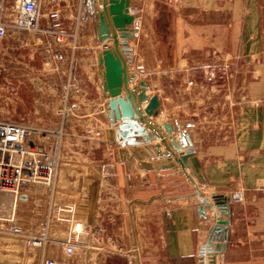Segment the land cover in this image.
<instances>
[{"label":"rangeland","instance_id":"rangeland-1","mask_svg":"<svg viewBox=\"0 0 264 264\" xmlns=\"http://www.w3.org/2000/svg\"><path fill=\"white\" fill-rule=\"evenodd\" d=\"M70 4L72 0H60L61 27L70 36L66 40L68 45L62 48L63 73L42 74L52 46L36 45L29 51L24 49L29 47L21 45L17 52L12 41L0 42V120L23 125L27 129L24 145L42 148L58 162L52 188L39 185L20 188L13 209L9 207L14 202L10 201L11 197L1 195L0 264L135 262V257L131 254L128 258L122 248L125 243L131 246L135 243L121 237L120 227L125 226L121 212L125 211V204L135 201L136 197H150L153 189L145 177L143 183L129 180L127 188L126 183L104 180L101 167L108 164L110 158L104 156V150L109 147L102 139L103 110L97 111L100 120H89L87 94H71L67 90L76 58L70 41L81 25ZM51 5L45 3L42 12L46 14ZM45 37L52 39L51 32ZM239 53L242 54L233 52L229 46L222 50L209 46L204 58L193 62L195 71L188 81L192 88L186 96V105L170 110L169 117L181 122L183 129L177 124L179 141L181 136H189L181 146L193 151L204 147L213 158L221 157L217 161L220 165L215 179H212L216 181L215 188L206 185L200 168H195L194 172L199 190L215 205V209L206 207L209 225L222 219L227 221L228 227L237 219L246 230L253 226L264 229L263 167L249 158L247 139L237 138L239 133L247 131L245 120H264V92L248 91L253 82L255 89L259 84L264 85V71L259 60L249 63L247 58L239 57ZM14 67L15 72H12ZM191 134L198 135L201 142L197 139L194 144ZM111 147L117 148V145L113 143ZM188 188L194 191V187ZM218 194L227 198L228 212L214 202L213 195ZM50 197L57 202L51 211L60 217L58 220L52 218V214L46 218ZM68 206L73 208V214L65 211ZM93 208L98 211L94 218ZM237 223L233 226L237 227ZM44 232L46 237L34 236ZM70 240L73 244H69ZM227 240L228 236L223 241L215 240L211 252L200 254V261L221 264L222 260L216 261V258L222 249L220 243ZM247 242L249 264H264V236L246 235Z\"/></svg>","mask_w":264,"mask_h":264},{"label":"crops","instance_id":"crops-1","mask_svg":"<svg viewBox=\"0 0 264 264\" xmlns=\"http://www.w3.org/2000/svg\"><path fill=\"white\" fill-rule=\"evenodd\" d=\"M15 1L0 0L1 15L4 18H11L15 14ZM88 1L72 0L70 4L81 24L78 29V47L74 51L76 54L74 70L72 68L70 73L71 94L80 92L87 94L91 110L89 120H100L97 111L103 110L105 121L102 139L109 147L104 150V156L110 158L109 163L101 167L105 182L120 181L121 184L126 183L127 188L129 180L135 179L143 183L145 177V181L153 189L150 197H136L135 201L125 204V211L121 212L122 224L125 222V226L120 227L121 237L127 241L133 240L135 246L125 243L122 248H125L128 258L131 254L135 257L134 264H201L200 250L207 241L210 225L206 207L204 214L200 210L201 202L195 194L192 181L183 174L174 160L175 156L180 157L181 153L185 152L186 147L181 146V150H178L170 146L173 154L170 157L171 161H168L166 157L157 156L156 149L153 148L155 144L160 143V139L153 138L147 143L138 136L137 140L141 143L137 147L143 150V160L153 165L152 170H146L139 167L137 159L130 151L131 146L126 144L121 147L117 136L113 140L110 138L109 130L115 129L118 122L113 123L109 102L116 97L102 88L103 67L98 63V56L102 47H111V41L101 43L98 40L97 19L89 4H85ZM126 2L132 20L125 24L126 31L118 32H125L128 35L119 37L128 61L129 72L135 75V79L129 81L128 86L132 88L142 80L147 84L146 94L158 96L159 108L156 115L150 118L158 126L164 123L171 124L174 127L171 135L176 142L179 141L177 124L180 125V130L183 127L179 120L169 117V111L186 105V96L190 94L192 88L188 81L192 80L195 71L193 62L203 59L209 46H214L216 50L229 46L233 52H242L238 56L247 58L249 63L259 60L261 62L259 66L264 71V0H126ZM131 9H136V13L132 14ZM49 24V19L45 17L42 25ZM37 36L38 38H35L34 35L15 31L3 40L12 41L15 44L13 49L17 52L20 51L17 47L21 45L29 47L24 48L29 51L36 45L52 46L51 53L46 56L43 63L42 74L47 76L52 73H63L64 61H57L53 56L55 50L53 38H47L45 34ZM47 65L51 69L47 68ZM15 69L16 67L12 72H15ZM248 91L264 92V85L259 84L255 89L253 82ZM125 95V90L121 88L118 96L124 98ZM147 104L148 101L143 102L139 108L144 110ZM245 122L247 131L239 133L237 138L247 139L249 158L257 161V164H262L264 171V120ZM159 129L170 145L169 134L164 128ZM147 134L150 135V132L147 131ZM197 139L201 140L198 135L191 134L194 144L198 142ZM113 143L117 148L111 147ZM159 150L163 152L164 147L161 146ZM213 157L209 149L196 148L193 154L187 157L189 167H186V171L193 176L195 168H200L206 185L212 189L216 187V181L212 179H215L213 177L220 165L217 161L221 158ZM174 162V167L168 166ZM186 185L194 187V191ZM97 212L93 208V218ZM240 222L236 219L233 225L237 223V227L226 226L228 240L220 243L222 249L218 259L216 258V261L222 260L221 264H249L250 249L249 243H245V236H264V229L253 226L251 230H246ZM258 230L259 233H256ZM240 239L243 241H239ZM131 247L133 249L136 247L135 251Z\"/></svg>","mask_w":264,"mask_h":264},{"label":"water","instance_id":"water-1","mask_svg":"<svg viewBox=\"0 0 264 264\" xmlns=\"http://www.w3.org/2000/svg\"><path fill=\"white\" fill-rule=\"evenodd\" d=\"M88 2L85 4H89L90 10L94 12L97 19L98 40L101 43L111 41V47L101 50L98 56V63L103 67L102 88L104 91L109 92L111 96L116 97L109 102L113 123L118 122L115 129L109 130L110 138L113 140L117 136L121 147L126 144L131 146L130 151L137 159L139 167L152 170V163L143 160V150L137 147L141 143L137 140L138 136L147 143L151 142L153 138L160 139V143L155 144L153 148L156 149L157 156L166 157L168 161H171L170 157L173 154L170 146L181 150V145L186 144L189 136H181V141L176 142L171 135L174 130L171 124L164 123L158 126L151 120L150 117L156 115L159 108V99L155 94H146L147 84L144 81H139L132 88L128 86L129 81L135 79V75L129 72L128 61L122 49V42L119 40L120 36L126 37L128 35L125 32H118L120 30L126 31L125 24L130 23L132 20V15L128 13L126 8V0H89ZM121 88L125 90L126 95L124 98L118 96ZM146 101H148L146 108L141 110L139 105ZM141 123L143 126H141ZM161 127L169 134L170 145L159 129ZM147 131L150 132V135L147 134ZM161 146L164 147L163 152L159 150ZM120 149L122 150V148ZM193 152V149L186 147L185 152H182L180 157L175 156L174 160L180 166L183 174L192 181L195 194L201 202L200 210L204 214V207L210 206L215 209V205L201 193L197 180L191 173L186 171V167H189L187 157ZM175 162L168 166L174 167ZM160 168H163V166H160ZM213 199L219 208L229 211L228 206H225L227 201L225 196L221 194L213 195ZM226 224L227 221L218 219L216 223L210 226L207 241L200 250L202 256L208 251L211 252L215 240L223 241L227 239ZM212 262L213 259H210V263ZM201 264H206V262H201Z\"/></svg>","mask_w":264,"mask_h":264},{"label":"built area","instance_id":"built-area-1","mask_svg":"<svg viewBox=\"0 0 264 264\" xmlns=\"http://www.w3.org/2000/svg\"><path fill=\"white\" fill-rule=\"evenodd\" d=\"M51 5L46 14L42 12V7ZM15 14L11 18H4L0 10V40L8 37L12 32H22L30 35H43L51 32L53 38L54 58L62 62L64 54L62 48L68 45L66 40L70 37L62 29L60 22V0H16ZM132 14L136 13V9H131ZM48 18L49 26H43L42 20ZM69 40V39H68ZM71 49L78 47V29L73 33ZM70 45V44H69ZM71 81V74L69 76ZM72 84L70 93H72ZM27 129L13 121L0 120V197H11L13 205H9L13 209L16 206L17 198L20 194V188L26 185H39L52 188L56 178L58 168L57 159L53 158L42 148L35 149L24 145ZM49 210L46 218H60L52 213V209L57 202L52 197L48 200ZM64 211V210H63ZM65 211L73 214V208L68 206ZM11 214V213H10ZM14 214L12 212L11 217ZM35 237H46V232L34 235ZM36 241L35 239L33 240ZM36 243V242H35ZM69 244H73L71 240ZM70 252L71 249L69 248Z\"/></svg>","mask_w":264,"mask_h":264},{"label":"bare ground","instance_id":"bare-ground-1","mask_svg":"<svg viewBox=\"0 0 264 264\" xmlns=\"http://www.w3.org/2000/svg\"><path fill=\"white\" fill-rule=\"evenodd\" d=\"M79 229V228H78ZM66 238V237H65ZM60 240V239H59Z\"/></svg>","mask_w":264,"mask_h":264}]
</instances>
